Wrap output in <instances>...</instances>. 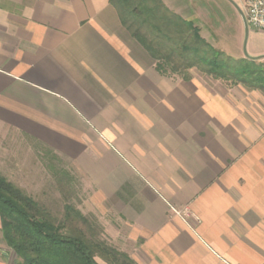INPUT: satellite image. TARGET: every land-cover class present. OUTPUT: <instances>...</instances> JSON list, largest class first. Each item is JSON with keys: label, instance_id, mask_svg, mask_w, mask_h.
<instances>
[{"label": "crops", "instance_id": "0c3cea01", "mask_svg": "<svg viewBox=\"0 0 264 264\" xmlns=\"http://www.w3.org/2000/svg\"><path fill=\"white\" fill-rule=\"evenodd\" d=\"M162 2L198 27L191 0ZM7 133L87 181L136 264H264V93L159 73L109 0H0ZM7 250L0 231L19 264Z\"/></svg>", "mask_w": 264, "mask_h": 264}, {"label": "trees", "instance_id": "16d2710c", "mask_svg": "<svg viewBox=\"0 0 264 264\" xmlns=\"http://www.w3.org/2000/svg\"><path fill=\"white\" fill-rule=\"evenodd\" d=\"M122 25L155 61L161 74L189 79L194 68L215 80L264 93V63L233 58L206 42L193 22L168 9L162 0H109ZM45 148V147H44ZM47 149V148H45ZM52 158L63 159L47 149ZM53 171V166H48ZM58 183L69 184L61 169ZM67 179V180H66ZM1 239L19 264H136L99 237L97 225L70 203L54 215L0 174Z\"/></svg>", "mask_w": 264, "mask_h": 264}, {"label": "rangeland", "instance_id": "374dc122", "mask_svg": "<svg viewBox=\"0 0 264 264\" xmlns=\"http://www.w3.org/2000/svg\"><path fill=\"white\" fill-rule=\"evenodd\" d=\"M232 1L239 7L242 4L241 0ZM188 7L194 23L214 48L236 59L259 58L258 61L264 63V32L250 28L245 36L241 18L230 0H191ZM190 71L207 76L194 68L188 69L187 73L190 74ZM218 81L230 85L229 82ZM49 165L53 166L54 173ZM61 169L69 172V184L58 183L56 175ZM0 174L45 205L54 215L59 216L63 204L70 203L97 225L96 230L101 239L118 251L126 253L123 250L122 236L118 235L116 239L109 237L104 231V221L88 210L85 201L90 192L89 185L78 177L66 160L52 158L43 146L7 133L0 135ZM117 228L114 230L117 231ZM10 255L13 257V252ZM98 261L103 264L100 259Z\"/></svg>", "mask_w": 264, "mask_h": 264}, {"label": "built area", "instance_id": "2783aa9c", "mask_svg": "<svg viewBox=\"0 0 264 264\" xmlns=\"http://www.w3.org/2000/svg\"><path fill=\"white\" fill-rule=\"evenodd\" d=\"M248 28L264 32V0H241ZM187 214V213H185Z\"/></svg>", "mask_w": 264, "mask_h": 264}, {"label": "water", "instance_id": "95a60500", "mask_svg": "<svg viewBox=\"0 0 264 264\" xmlns=\"http://www.w3.org/2000/svg\"><path fill=\"white\" fill-rule=\"evenodd\" d=\"M231 3L234 5L235 9L237 10L240 18H241V21H242V24H243V29H244V33H245V36L248 35V31H249V28H248V25L246 23V18H245V15L243 13V11L241 10V8L232 0H230Z\"/></svg>", "mask_w": 264, "mask_h": 264}]
</instances>
